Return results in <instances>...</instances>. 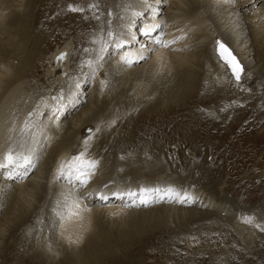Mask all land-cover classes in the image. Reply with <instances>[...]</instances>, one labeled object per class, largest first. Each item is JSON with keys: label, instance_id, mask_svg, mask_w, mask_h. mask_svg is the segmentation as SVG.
<instances>
[{"label": "bare ground", "instance_id": "bare-ground-1", "mask_svg": "<svg viewBox=\"0 0 264 264\" xmlns=\"http://www.w3.org/2000/svg\"><path fill=\"white\" fill-rule=\"evenodd\" d=\"M20 1L22 4L23 0H20ZM105 1H106L105 4H100L101 6H99L98 5L99 0L98 1L88 0V3L85 4L87 8H84V10H86L88 14L90 13L91 18H85V16L82 15L85 18V22L83 18L81 23H78L79 26H83V29L87 31L86 32L87 35L85 37L87 40L90 38V41H87L90 47L93 46L94 43L99 44L100 38L102 36L104 39L107 38V31L109 29L117 33H120V32L126 33L128 31V22H129V19L132 17V13L134 11L142 10L140 5L143 3L155 4V0H116L115 3L113 2L114 8L112 9L109 6L110 5L108 2L109 0H105ZM21 4L16 5L17 7L12 9L13 4L8 5V4H5L4 1L0 2V152H2L3 148L6 146V140L9 135V131H8L9 128L12 127L13 124H15L17 131H18L19 126L27 118V114L30 111H35L36 113H38V115L34 116L33 118L36 119L40 123L41 125L40 130L43 131L44 135L48 139L45 140L44 137H41V144L46 145V146L41 149V160H40L38 169L30 173L27 179L5 180V177L0 175V204L7 205L9 202L8 201L9 196H11V194H12L11 197L13 198L18 197L22 199L23 197H25V198H28L30 202H32L34 191L41 184H46V186H44L45 195L40 198L38 209L43 208L44 210H46L45 220H47L49 217L53 218L54 226L56 229V235L54 234V240L58 239L60 243H62L63 245V249L59 253V252H56L55 250H52L47 245V242H46L45 247H42V249L38 248V250L40 251V254L38 252V254L36 255L37 257H32V260H30L29 262L31 264H37V261L35 262L33 258L34 259L40 258L44 264H53L55 256H58L59 262H57L56 264H99L97 260L103 261V263H111L112 260L110 258L115 259L116 257H100L98 253L95 254L97 250L92 253L90 249V251L87 250L86 251L87 253L84 252V254L82 251L83 248L85 249V247H88L90 243H92L94 235H95L94 229L99 225L98 224L99 219L104 216L119 217L120 219H122V217H127V218L131 217L132 218L130 219L131 221L135 223H139V224L145 223L146 222L145 220H147V222L157 221L158 223L152 222L148 224L150 227L153 225H160V227L163 226V228L165 226L168 227L171 224L169 221L170 219L167 217L172 216V217L177 218V222H174V226L168 228L170 231H173L175 227L176 229H178L180 225L186 226L189 223L195 224L198 222H202L204 224L214 223L215 225L212 229L216 231H218L219 229L220 230L226 229L227 231L224 232L223 237H225L226 233L228 235H232L233 229L231 230L229 229L231 218L228 217V219L222 220L223 218L222 216L218 214H211L210 212H207L205 210L206 208H212L214 212H219V213H224L226 211H229L228 204L223 203L224 200H222L224 198V199H227L228 202H230V199H228V196H226L223 191L225 189L224 181H220L217 184V188L215 190L216 192L214 190L211 191L210 189H207L204 187H196V188L190 189L187 187V184L185 183L181 186H178L175 183H172V181L171 183H166L168 178L167 177H165V179L160 178L159 177L160 172H157L158 171L157 169L153 170L154 166L157 163H153V165L147 164V163L144 164V161L142 160V158L138 156L137 158L113 159L114 165L118 164L121 167H124V170L122 169L121 172L119 171V172H116V174L115 173L112 174V175H116L115 177L116 178L118 177V180L114 181L115 183H110L113 180H115L114 179L115 177H109L110 180L107 179L108 181H105L104 179H102L100 183H97V180L101 179L100 174L105 173V170H103L102 168V165H103L102 164L103 161L101 158L102 155L100 156L99 154L95 153L94 150H96V148H99L100 150H102V152L106 150L107 152H114L116 154H119L122 146L127 147V149H130V148L132 149L133 147L137 146V143L139 144L138 140H137L138 142L134 140L131 141L130 135L128 136L124 135L123 133L125 132L124 130H120L121 132L118 133L114 137H107V134L105 131L106 129H108L107 125H109V123L107 122L109 120L111 121L117 116L118 112L124 106V104L127 105V103H131V102L135 103L134 108H132V110H131V106H125L122 113H126L124 116L127 118V120L124 121L126 126L129 127L128 125H132L133 128L139 129V134H137V136H141V134L144 132V130L140 128L141 122H143L148 117V116L146 117L145 113H142L139 110V107L143 103V101H146V103L148 104L149 111L153 112V117L156 113L161 112L162 109H164L165 107L167 111L169 110L173 112L176 107L181 108V107L189 106L190 107L189 117L191 119L189 117L185 118L184 120L180 119L179 120L180 121L179 125H180V123L188 124L191 120H195V119L198 120L197 118L203 115V112L200 111V109L203 108L204 105L214 101V99H216L215 94H219L222 97L221 100L218 97V99L220 100L219 103L227 104V102L231 101L232 99H236V97L231 96L230 93L234 90V88L240 87V85H237L236 81L233 80L234 78L231 77V74H229L228 72H225V73L223 72V69H225V67L219 61L218 56L212 53L211 44L214 42L216 38L224 40L226 43H228L229 46L233 48L234 52H236V54L240 57L241 62L245 65L246 74L242 78L243 83L241 85L251 84L252 86L253 82H251V78L253 76H256L254 83L257 86L254 87V92H251L250 94H255L257 92H260V95L261 94L264 95V47H263L264 46L263 45L264 43V0H235L234 5L218 4L217 0H167V8L162 3L160 5V7L163 9V14L161 18L165 19L168 24V27L166 29L167 38L171 39L174 36L181 35V30L183 32H187L188 34L187 37L179 41L171 49H163V48L157 47L155 48L154 51L146 52L145 55L148 58L143 61H139L132 66L123 65L121 62H119V55L117 54L118 50H116L115 48H113L112 62H109L110 60L109 54L107 53L105 55L104 62H102V65H104V63H109V66L115 70H117V65H118V73L116 72L115 74L117 78H122L123 81L124 80L128 81L130 79H133V80H130L129 82L134 81V80L141 82L142 79H144V82H145L147 79L150 82V88L146 91V93H142V94L140 93L138 95L137 94L132 95L128 91L123 92L121 100L119 98H118L119 100H116L115 95H114L112 99L110 98L111 100L109 99L110 101H108V104L104 106L105 107L104 115H101L100 110L98 109L99 105L97 103H93L94 101L92 100V97L93 95L97 93V90H99L98 92L100 94H102L106 90L105 88L103 90L101 89V85H100L101 80L99 82H96L97 86L94 85L96 86L97 90H94V87L88 90L87 87H83V85H85V83L87 82L89 83L90 79L92 80V77H91L92 74L90 75L85 74L82 76L83 78L81 79H83L84 83L81 84V79L77 82L80 84L79 89H77L76 87L77 83L71 78V71L73 69L72 64L81 62L80 58L78 60L71 59L72 58L71 55L74 54L73 48L75 47V43H73L71 40L64 41L62 44L58 45L56 49H54L49 54L48 66L46 68V73L44 74L46 76L47 81L45 80V82L47 84L46 83L45 84L47 86L51 85L53 87H56L58 84L60 85L63 84L62 87L65 88L64 94H63V100L62 101L60 100V102L59 101L51 102L52 96L50 95V93H49L50 96L48 95L47 98H43L42 100H37V98L33 96V94H31V90L34 85L33 80L42 78V75H43L44 64H45L43 63V60L45 59V57L42 54V51L40 50V44L42 43L41 39H43V37L45 36V33H43V36L40 39L32 41V38H30L33 34L31 27H33L34 25H32L31 27H28L25 24L24 16H25V10L27 9L22 10L21 8H19ZM7 5L10 9L7 7ZM76 5L77 4H75L74 6ZM90 5H95L96 7H90ZM214 6H216V9H215L216 12L218 9L224 12L225 8H228V12H226V14H229L230 11H233V13L231 14L232 15L231 17H235V21H233L231 25H234L237 22L241 25V28L238 31L234 32L233 28L229 29V27L231 26L230 25L227 26L226 22L225 24L219 25L218 21H221L223 18L217 19V22H216L215 19L213 18V16L216 15V13H213L212 17H207L208 19L207 21L206 18L202 19L200 18L201 16H198L195 14L189 15V13L187 12L189 8H191L192 10L201 9V8H204V10L207 8L209 10H214L213 9ZM96 9H98V12L95 11ZM9 10L10 11L17 10V11L15 13L10 12L8 16H10L11 14L12 16L7 18V12ZM109 10L111 11L110 15H109ZM46 11H49V10H46ZM182 11H184V13H182ZM165 12H167V14L164 17ZM83 14L86 15L85 12ZM204 14L205 13H203V15ZM146 15H149V13H146ZM97 16H100V17L97 18ZM206 16H207V13H206ZM92 17L95 18L96 20H93ZM221 17L223 16L221 15ZM137 24H139V19L137 20ZM137 27H139V25ZM21 29H25L27 31L29 30L25 34L24 37L22 36L20 32ZM92 30L93 32L91 33V36H89V33ZM135 30L136 29H133V31ZM155 35H158V33L154 34V36ZM138 36H139V33H137V38ZM210 39L211 41H209ZM249 40L251 41L248 43ZM139 41L137 39L136 43H138ZM134 42L135 40L132 41L130 46H126V50L130 48L132 52L138 51L140 49L141 44L135 45ZM195 44L196 46L198 45L196 51L194 50V47H193ZM251 45L253 46L256 45L257 47V50L253 55L252 53H250V49L245 51V49L250 47ZM260 45L262 46L260 47ZM144 46L147 49H153L154 40L149 39L148 42L144 44ZM62 48H66L68 50V58L64 62V65H63L66 67L65 81H63L64 79H62L61 75L55 74V69L52 68L50 65V60L53 54L57 50H60ZM206 49L210 51V54H208L206 58H204L203 51ZM92 54L93 55L95 54L97 56L98 52L92 53ZM75 57H76V54H75ZM15 60H17V62H15ZM95 61H96V57H95ZM83 62L85 63V61ZM84 63H83V66H84ZM255 64H259V65L261 64L258 69L257 74L254 73L253 70L251 71V67L252 66L254 67ZM77 65H78L77 70L79 71L80 66L79 64ZM161 65H164L165 67L162 68ZM3 68H7L8 71L7 72L3 71L2 70ZM99 69L103 70L104 68L101 66L98 68V70ZM91 70L92 68L90 67L87 72L90 73ZM73 71H76L75 67ZM69 74L70 76H68ZM31 78L33 79L31 80ZM108 78H110V76H108ZM52 81H58V82H52ZM107 82H109L108 79H107ZM106 88L108 89L109 87H106ZM211 88H214L215 90L213 89L212 91ZM91 89L94 90L93 94L91 93ZM137 97H140V99H137ZM87 100H90V101L87 103ZM253 101L254 100H252V102ZM258 103L256 104L257 106L259 105ZM61 104L66 105V107L62 113H55L57 116H59V127H57L56 122L53 120V114L55 112V109L59 107ZM71 108H74L73 112H71ZM206 110L208 109L206 108ZM75 111H78V112L76 113ZM206 112H209V111H206ZM69 113H70V117L66 119ZM252 114L253 113H251V115ZM217 116L219 115L217 114ZM255 122L263 123L264 114H262V116L259 119H256ZM120 125H122V122L120 123ZM179 125L176 126L175 124H172L169 126L167 125H164L163 127L161 126L162 127L160 129L161 134L165 135L166 133H169L168 131L174 130L177 133V135L181 136L180 132L182 129L179 128ZM197 125H202V124L198 123ZM86 126L94 127V129H96L97 126H99L100 128L99 132L92 134L93 138L89 142V148H88V153H87V156L89 158H94L96 160H99L100 163H99L98 169L93 179L89 182L87 186H84L82 188L80 195L83 196L88 193H95L105 183H108L109 187L112 189L119 188V189H124V190H127V189L134 190L135 186L138 187V189L141 187L165 189L171 186L178 190H181L182 192L184 191L188 192L193 197V202L179 204V203H174V202L169 203L166 201H158V202L149 204L147 206L125 207L126 203H130L126 199L118 200V199L113 198L110 201L104 204H101L94 198V196H89L86 203L91 207V212L88 214H85L84 224L85 226L88 227V231L84 236L83 242L80 244V245H83V247L78 249V246L70 245L67 242V237H72L74 239L77 235H80L81 234L80 225L74 219L65 220L61 222L58 216V209L56 206H57L58 201L63 202L65 197L70 196L73 193L74 189H73V185L70 184L69 180L66 177L60 180H54L53 177L56 173V168H57V165L60 163V161L62 160L66 161L70 159L71 156L75 155L78 151L83 150V140L86 135L81 136V133L85 129ZM109 126H112V124H110ZM206 126L209 127V129L207 130L217 133V137L221 136L220 130L222 127H220L219 124H216V123L211 124L208 122ZM122 127L123 125L121 126V129ZM246 129L248 130V128ZM96 134L98 135L96 136ZM71 135H72V138H73V135L75 136L78 135L79 138L74 139L76 141L70 142L71 138L69 139V137ZM246 137L244 139H246ZM185 142L186 141L183 142V145H186ZM245 142H244V145H245ZM186 143L188 144L189 142H186ZM145 145L144 147L147 150L148 146L147 145L145 146ZM91 147L93 149H90ZM136 148L138 149V147ZM156 150L157 149L154 146H151L148 148L147 151L149 152L150 155L159 156L160 154L158 155L157 153L158 150L157 152ZM233 150H235V148ZM233 150L232 148H227V153H234ZM176 154L179 156H182L183 149H179L177 153H175V155ZM51 155H52V158H51ZM50 158L52 160L50 162L51 165L49 164L50 167H48V169L50 170L49 175L44 178L42 175V173H44L43 168H44L45 163ZM114 165L111 163L109 166L111 167V169H114L116 168L114 167ZM133 167H137V169L135 168L132 169ZM129 169L132 173H137L136 174L137 177L149 175L150 177L151 176L154 177V179L149 180L148 178H145L144 180L140 181L139 185H135L134 183H132L133 180L132 182L130 180L127 181L128 173L126 171ZM107 174H109V172ZM119 180L121 181L119 182ZM15 181H19V182L17 183ZM114 184L116 185L113 186ZM218 185L219 186L221 185V186L219 187ZM49 191L51 192L49 193ZM53 197L55 200H53ZM45 204H46L45 207L48 206L47 209L44 208ZM235 204H236L235 206L238 205L237 203ZM5 207L7 209L8 205ZM136 208H142L145 213H140L138 215L137 213H135ZM192 208H195V209H192ZM112 213H117V215H112ZM5 214H8V212H6ZM4 215L0 222V238H5L6 231H8L7 239H9L11 236H14L13 234L15 232H17V234L21 233V238H23L24 236L23 232L26 228L25 221L27 222L31 217L23 222H18L17 223L18 225L16 224L17 226L13 227L12 221L14 219L11 218V215H13V211L11 210V213H9V216L7 215V219L3 223ZM122 220H125V218H123ZM173 220H176V219L173 218ZM226 222L228 223V225L226 224ZM6 223H8V225H6ZM61 223L63 224V228H61ZM134 227H137L139 231L143 232V234L146 233L144 235L145 242H147L146 240L148 238L150 242V237L153 234H149L151 230L148 227L146 228L147 232L144 230L145 228L142 227V225H133L132 228L134 229ZM151 228L154 229V227H151ZM243 229H245V227ZM124 231L126 233H129L130 228L129 229L126 228L118 232L124 233ZM124 235L130 236L128 234H124ZM31 237H33V234H31ZM119 237H122V235ZM137 237L138 236H136L135 238L138 239ZM241 237L246 243H249V244H255V241H254L255 238L257 239L259 238V240L257 241L261 243V251H262V254H264V251H263L264 250V235H260V234L255 235L249 232L248 234H241ZM51 238H49V242L51 241ZM106 239H109V237L108 238L106 237ZM173 239L174 238H172V240ZM135 244L137 243L135 242ZM9 250L10 248L4 251L3 258L5 257L7 258L8 254L10 255L11 250L10 251ZM2 251H1V255L3 254ZM13 252H14V247H13ZM256 252H258V250ZM246 254L247 253H245V255ZM61 255H63V257H61ZM23 256L25 255H23L22 253L21 258ZM44 258L47 260L46 263H45ZM106 260L108 261L106 262ZM39 263L41 264V262Z\"/></svg>", "mask_w": 264, "mask_h": 264}, {"label": "rangeland", "instance_id": "rangeland-1", "mask_svg": "<svg viewBox=\"0 0 264 264\" xmlns=\"http://www.w3.org/2000/svg\"><path fill=\"white\" fill-rule=\"evenodd\" d=\"M1 1H4L5 4H8V5L13 4L12 9L16 8L17 7L16 5L21 4L20 0H0V2ZM62 1H64L65 3ZM108 2L110 4L109 6L113 9L114 8L113 2L115 3L116 0L115 1L109 0ZM74 3L77 5L74 6L75 5ZM86 3H88V0H72V1L71 0H29V1L23 0L22 2L23 5L21 4V6L19 7L22 10L27 9L25 10V16H24L25 24L28 27H31L32 25H34L33 27H31L33 34L30 38H32V41L40 39L43 36V33H45V36L43 37V39H41L42 43L40 44V50L42 51V54L45 57V59L43 60V63H45L43 75H42V78L33 80L34 85L31 90V94H33V96H35L37 100H42L43 98H47L49 93L52 97L59 96L61 93L64 94L65 88L62 87L63 84L62 85L58 84L56 87H53L51 85L47 86L46 85L47 83L45 82L46 76L44 74L46 73V68L48 66L49 54L54 49H56L58 45L62 44L66 40H71L73 43H75V47L73 48L74 54L71 55L72 57L71 59L72 60H78L79 58L81 59V62L75 63L76 65L72 64L73 69L71 71V78L77 83L81 78H83L82 77L83 75L92 74L93 67H95V57H97L95 54L93 55L92 53L98 52V49L100 47L99 46L100 42L99 44L94 43V45L90 47V45H88L87 43V41H90V38L87 40L85 37L87 35L86 34L87 31L83 29V26L78 25V23H81V21L84 18L82 15H84L85 18H91L90 13L88 14L87 11L84 10V8H87L85 6ZM105 3H106L105 0H99L98 5L101 6L100 4H105ZM72 7L82 8L83 11H72ZM201 9L192 10L191 8H189L187 12L189 13V15L195 14V15L201 16L200 18L202 19H205V18L207 19V17H212V14L216 13V15L213 16L216 22H217V19L226 18L225 20L222 19L221 21H218L219 25L225 24L226 22L227 26L229 25L231 26L229 27V29L233 28V25L231 24L233 23V21H235V17H231L232 16L231 14L233 13V11H230L229 14H226V12H228V8H225L224 12L222 10L220 11V9H218L216 12L215 11L216 6H214L213 8L214 10H209L208 8L205 10L204 8H201ZM46 10H49V11H46ZM16 11L17 10H14V11L9 10L7 12V18L12 16V14L8 16L10 12L15 13ZM95 11L98 12V9H96ZM201 11L205 14L203 15ZM84 12L86 13V15L83 14ZM110 12L111 11L109 10V15H110ZM167 12H165L164 17L166 16ZM182 13H184V11H182ZM206 13H207V16H206ZM221 15L223 17H221ZM99 17L100 16H97V18ZM85 18H84V22H85ZM92 19L96 20L93 17ZM138 25L139 24H137V26ZM28 31L25 29H21L20 32L22 36L24 37ZM92 32L93 30L90 31L89 36H91ZM106 39L107 38H105V40ZM137 39L138 41L144 40L143 36L140 34ZM209 41H211V39ZM250 41L251 40H249L248 43ZM211 45H212L211 46L212 53L218 56L214 49V42ZM252 46L253 45L246 48L245 51L250 49V53H252L253 55L256 52L257 47L256 45L253 47ZM261 46L262 45H260V47ZM193 47H194V50L196 51L198 45L196 46L195 44ZM111 49H109V52H108L109 59H110L109 62H112V59H113V56H112L113 48ZM75 54H76V57H75ZM208 54H210V51L208 49L203 51L204 58H206ZM89 60L94 62L93 65L91 66L92 70L90 73L87 72L88 69L90 68L89 63H88ZM83 61H85V63ZM15 62H17V60H15ZM83 63H84V66H83ZM77 64H79L80 66L79 71L77 70L78 68ZM258 65L259 64H255L254 65L255 68L252 66L253 68L251 67V71L253 70L254 73L257 74L258 69L261 64L259 66ZM74 67L76 71H73ZM102 67L104 68L103 70L101 69L98 70L99 67L96 68L95 80L93 79V76H91L93 81L90 79L89 83L87 82L85 83V85H83V87H87L88 90L93 87H94V90H97L96 82H99L102 79L109 80L108 86H107L109 87L108 88L109 90L105 88L106 90L102 94H100L98 92L99 90H97V93L93 95L92 97V100L94 101L93 103H97L99 105L100 108L98 107V109L100 110L101 115H104L105 113L104 106L108 104V101H110L114 95H115L116 100H119V99L121 100L123 92L128 91L132 95H136V94L138 95L140 93L141 94L146 93V91L150 88V82L147 79L145 82H144V79H142L141 82L137 80L129 82L130 80H133V79H130L128 81L127 80L123 81L122 78H117L115 74L116 72L118 73V65H117V70L111 68L109 66V63H104ZM223 72L224 73L228 72L229 74H231L230 71L227 70L226 68L223 69ZM245 74L246 73H244V75ZM244 75L242 76V78L244 77ZM68 76H70V74ZM108 76H110V78H108ZM65 77H62V79H64L63 81H65L66 79ZM231 77L234 78L232 75ZM255 78L256 76H253L251 78V82H253L252 86L251 84L250 85L243 84L244 86L241 85L243 83L242 81L243 79H241V82L239 83L240 87L234 88V90L230 93L231 96L236 97V99H232L231 101L227 102V104L219 103L222 97L219 94H215L216 99L204 105L203 108L200 109V111L203 112V115L197 118L198 120L195 119L197 123L195 120H191L192 122L190 121L188 124L180 123L179 125L180 119L184 120L185 118L189 117L190 115L189 106L181 107V108L176 107L173 112L169 110L167 111L165 107L164 109H162L161 112L156 113L153 117V112L149 111L148 104L146 103V101H143V103L139 107V110L142 113H145L146 117L147 116L148 117L143 122H141L140 128L144 130L143 132L144 134L142 133L141 136H137V134H139V129L133 128L132 125H128L129 127L126 126L124 122L125 120H127V118L124 117L126 113H122L125 106H131V110H132V108H134L135 103L131 102V103H127V105L124 104V106L120 109L121 112L119 111L117 116L114 119H112L111 121L109 120L107 122L109 123V125L112 124V126L107 125L108 129L105 130L107 137H114L118 133L121 132L120 130H124L125 131L123 132L124 135H127V136L130 135L131 136L130 140L131 141L138 140L139 144L137 143V146L133 147L132 149L131 148L127 149V147L122 146L119 154H116L114 152H107L106 150L102 152V150H100L99 148H96V150H94L95 153L99 154L100 156L102 155L101 156L102 161H103L102 168L103 170H105V173L100 174L101 179L97 180V183H100L102 179H104L105 181H108L110 180L109 177L116 176L112 174L114 173L116 174V172H119V171L121 172L122 169L124 170V167H121L118 164L114 165L113 159L137 158L138 156L142 158V160L144 161V164L147 163V164L153 165V163H157L154 166L153 170L157 169L158 170L157 172H160V175H162L161 177L162 179H165V177H167L168 180L166 183H171L172 181V183H175L178 186H181L185 183L187 184V187L190 189L196 188V187H204V188L210 189L211 191L213 190L215 191L217 188V184L220 181H224L225 189L223 191H224V194L228 196V199H230V202H228V200L224 198L222 200H224L223 203L228 204L230 212L229 211H226L224 213L214 212L212 208H206L205 210L207 212H210L211 214H218L222 216L223 217L222 220L228 219V217L231 218L229 229L230 230L233 229L234 233L233 231H232V235H228L226 233L225 235L226 238H225L223 237V234L225 231H227L226 229L224 230L219 229L218 231H216L212 229L215 225L214 223L213 224L207 223L209 224L207 225L202 222H198L195 224L189 223L186 226L180 225L178 229H176L175 227L173 231H170L168 228L174 226V222H177V218L172 217V216L167 217L170 219L169 221L171 224L168 227L165 226L164 228L166 229H164L163 226L160 227V225H153L151 227H154V229L151 228L148 223H152L154 221L147 222V220H145L146 221L145 223L139 224V223H135L131 221L130 220L132 219L131 217H128V218L122 217V219L125 218V220H122L119 217L104 216L99 219L100 223L98 222L99 225L94 229L95 235H94L92 243H90L88 247H85V249L84 248L82 249L83 254L84 252L87 253L86 251L87 250L90 251L91 249L92 253L97 250L95 254L98 253L100 257H116L115 259L110 258L112 260L111 263H103V261L97 260L99 264H264V260H262L264 259V254H262V251H261V243L257 241L259 240V238L258 239L255 238L254 240L255 244H249V243H246L241 237V234H248L249 232L255 235H259V234L264 235L263 233L264 232V122L263 123L255 122L256 119H259L262 116V114H264V111H263L264 110V95L262 94L260 95V92H257L258 94L257 93L250 94L251 92H254V87L257 86L254 83ZM32 79L33 78H31V80ZM233 80L235 81V78ZM52 82H58V81H52ZM83 83L84 81L83 79H81V84ZM211 89L213 91L214 88H211ZM94 90L91 89L92 94L94 93ZM218 97L220 98V100L218 99ZM137 99H140V97H137ZM252 100L254 101L252 102ZM52 101L53 100H51V102ZM58 101L60 102V100H57L56 102ZM89 101L90 100H87V103ZM257 103L259 104L258 106L256 105ZM206 108L208 110H206ZM73 109L74 108H71V112H73ZM205 110L209 112H206ZM210 110H212L213 112ZM75 112L77 113L78 111H75ZM251 113L253 114L251 115ZM217 114L220 117L217 116ZM69 117H70V113L68 117H66V119ZM113 120L115 121L114 124L112 123ZM121 122L123 125L122 129H121L122 125H120ZM208 122L211 124L213 123L219 124L220 127H222L220 130L221 136L217 137V133L207 130L209 129V127L206 126ZM198 123L202 125H197ZM172 124H175L176 126L179 125V128L182 129L180 132L181 136L177 135V133L174 130L168 131L169 133H166L165 135L161 134L160 129L164 125L169 126ZM88 128L94 129V127L86 126L85 129L82 131L81 136L88 135L87 133ZM246 128H248V130ZM149 129H151L152 132L155 131L154 132L155 134L152 133L151 130ZM246 130L248 131V133ZM93 131H95V129ZM93 133H96V131ZM97 135L98 134H96V136ZM76 136L73 135V138H72V135H71L69 137V139L71 138L70 142L76 141L74 139L79 138L78 135ZM245 137L246 139H244ZM184 141L189 142V143L187 144L185 142L186 145H183ZM243 141L244 142L246 141L245 145ZM172 143H176L178 145L177 146L178 150L183 149L182 156H179L177 154L175 155V153H177L178 151L177 149H175L173 153L171 154L167 153V147L169 146V144H172ZM145 144L148 146V148L151 146H154L158 150V152L157 150L156 152L158 153V155L159 154L160 155L159 156L150 155L149 152L147 151L148 148L146 150V148L144 147ZM136 147H138V149ZM233 147L235 148V150H233L234 149ZM227 148H232L234 153H227ZM90 149H93V148L91 147ZM107 157L109 158V160ZM51 158H52V155H51ZM51 158L48 159L47 161L48 163L46 162L44 165L43 172L46 174L45 175L44 173H42L44 178L49 175L50 170L48 169V167H50L51 165L50 164L52 160ZM105 159L108 161H106ZM111 163L116 168L111 169V167L109 166ZM134 168L137 169V167H133L132 169ZM108 172L109 174H107ZM126 172L128 173L127 181L130 180L132 182L133 180L132 183H134L135 185H139L140 181L144 180L145 178H148L149 180L154 179V177L152 176L150 177L149 175L137 177L136 176L137 173H132L130 169L127 170ZM0 175L4 176L5 180H9L2 170H0ZM114 179L115 180L113 179L112 180L117 181L118 177L117 178L115 177ZM120 181L121 180H119V182ZM15 182L18 183L19 181H15ZM115 185L116 184H114L113 186ZM44 186H46V184H41L40 186H38V188L33 193L34 196H33L32 202H29L30 204L28 203L27 206L25 205L24 201L29 200L28 198H25V197H23L22 199L18 197L13 198L11 197L12 194L11 196H9V200H8L9 202L7 204L8 205L7 209L6 207H4L2 212H0V222H1V219L3 218V215L6 212H8V214L4 215V220H3V223H4V221L7 219V215L9 216V213H11V210L13 211V215H11V218L14 219L13 220L14 222L12 221L13 227H16L18 225L17 224L18 222H23L29 219L30 217L31 218L27 222L25 221L26 228L23 232L24 233L23 238H21V233L17 234V232H15L13 234L14 236H11L9 239H7L8 231H6L5 238H0V247H1L0 248V264L1 263L2 264H31L29 261L32 260V257H37L36 255L38 254V252L40 254V251L38 250V248L42 249V247H45L46 242H47V245L52 250H55L56 252H59V253L62 251L63 249L62 243H60L58 239L54 240V234L56 235V229L54 226L53 218L49 217L47 220H45L46 210H44L43 208L38 209L40 198L45 195ZM134 190L138 191L139 189L138 187L135 186ZM50 192L51 191H49V193ZM53 200H55L54 197H53ZM235 203H237L238 205L235 206L236 205ZM45 206L46 204L44 205V208L47 209L48 206L47 207ZM192 209H195V208H192ZM135 213L139 215L140 213H145V212L143 211L142 208H136ZM173 218H175L176 220H173ZM245 218L246 219L252 218L253 220L252 224L246 223ZM154 223H158V222L155 221ZM129 224L132 226L142 225V227L145 228L144 230L146 232H147L146 228L148 227L151 230L149 234H153L150 237V242H149V238L146 240L147 242H145L144 235L146 233L143 234V232L139 231L137 227H134L133 229L132 226H130ZM226 224L228 225L227 222ZM6 225H8V223H6ZM257 225H259V227H257ZM244 227L245 229H243ZM126 228L127 229L130 228L129 233H126L125 231L124 233L118 232ZM31 234H33V237H31ZM124 234H128L130 236H126ZM121 235L122 237H119ZM136 236H138L137 237L138 239L135 238ZM106 237L107 238L109 237V239H106ZM49 238H51L50 242H49ZM172 238L174 239L172 240ZM135 242L137 244H135ZM13 247H14V252H13ZM81 247H83V245H79L78 249ZM9 248L11 250V251L9 250L11 252L10 255L8 254L7 258L6 257L3 258L4 251H6ZM15 250L18 252H16ZM257 250L258 252H256ZM1 251L3 253L2 255H1ZM22 253L25 256L21 258ZM245 253H247L248 255L247 254L245 255ZM220 255L222 258L220 257ZM61 257H63V255H61ZM33 260H35V262L37 261V264H40L39 262H41V264L43 263L40 258H35V259L33 258ZM44 260L46 263L47 260L45 258ZM107 261L108 260H106V262ZM57 262H59V257L55 256L53 264H56Z\"/></svg>", "mask_w": 264, "mask_h": 264}, {"label": "snow or ice", "instance_id": "snow-or-ice-1", "mask_svg": "<svg viewBox=\"0 0 264 264\" xmlns=\"http://www.w3.org/2000/svg\"><path fill=\"white\" fill-rule=\"evenodd\" d=\"M167 6V0H155V4L143 3L140 5L142 10L134 11L132 17L128 22V31L117 33L111 29L107 31V39L103 36L100 38V47L98 49V55L95 61V67L92 70L93 79L96 76V68L102 66L105 55L109 52V49L115 48L119 55V62L123 65L132 66L139 61H143L148 57L146 52L154 51L155 48L171 49L179 41L187 37V32L181 30V35L174 36L171 39L167 38L166 29L168 27L167 21L161 18L163 9L161 4ZM218 4L234 5L235 0H217ZM71 7V6H70ZM90 7H96L90 5ZM72 11H83L82 8L72 7ZM149 13V15H146ZM139 19V27H137V20ZM241 28L239 23L233 25V31H238ZM133 29H136L133 31ZM137 33L145 37L146 39L154 40L153 49H147L144 44H141L140 49L136 52H132L130 48L126 50V46H130L132 41L137 39ZM158 33V35H155ZM214 49L218 55L219 61L222 65L230 71L231 75L235 78L237 85L241 82L242 76L245 73V65L241 62L240 57L234 52L233 48L229 46L224 40L216 38L214 40ZM87 51V50H86ZM67 58L66 52H61L56 60L60 61ZM89 66L93 65V61H88ZM161 67H165L161 65ZM3 71L7 72V68H3ZM101 89L103 90L108 86L107 80L100 81ZM77 89L80 84L77 83ZM53 101L63 100V94L59 96L51 97ZM66 105L61 104L55 109L53 114V120L56 122V126L59 127V116L55 113H62ZM38 115L35 111H30L27 114V118L19 126V130L15 124L9 128V135L6 140V146L3 151L0 152V170H3L5 175L10 180L15 179H27L34 170L38 169L41 160V149L46 145L41 144V137L45 140L48 138L41 131L40 123L33 117ZM114 124L115 121L113 120ZM96 132L100 131L99 126L95 129ZM88 135L83 140V150L78 151L75 155L71 156L68 160H62L57 165L56 173L53 177L54 180H60L67 178L70 184L73 185V193L65 197L63 202H57L58 216L61 222L65 220H75L80 225V235H77L74 239L67 237V242L70 245L79 246L84 236L88 231V227L85 226V214L91 212V207L86 203L89 196L104 204L111 199L127 200L130 203H126L125 207L132 206H147L149 204L166 201L169 203H192L193 197L186 191L182 192L174 187H167L165 189L160 188H146L141 187L138 191L132 189H112L108 183L102 185V187L95 193H88L80 195V192L84 186H87L93 179L98 166L99 160L89 158L87 156L89 142L92 140L93 129H87ZM110 183H115L114 181ZM29 200H25L24 203L27 206ZM6 205L0 204V212ZM117 215V213H112ZM247 223H252V218L246 219ZM259 227V225H257ZM61 228L63 224L61 223Z\"/></svg>", "mask_w": 264, "mask_h": 264}, {"label": "water", "instance_id": "water-1", "mask_svg": "<svg viewBox=\"0 0 264 264\" xmlns=\"http://www.w3.org/2000/svg\"><path fill=\"white\" fill-rule=\"evenodd\" d=\"M61 52H66L67 53V58H68V50L66 48H62L60 50H57L52 58H51V61H50V65L52 68L55 69V74H59L61 75L62 77H65L66 76V67L63 66L64 65V62L67 60L66 59H63V60H60V61H57L56 60V57L61 53ZM177 144L176 143H172V144H169V146L167 147V153L171 154L173 153V151L175 149H177ZM159 177L161 178L162 175H159Z\"/></svg>", "mask_w": 264, "mask_h": 264}]
</instances>
